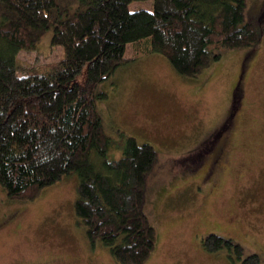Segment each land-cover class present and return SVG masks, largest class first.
Listing matches in <instances>:
<instances>
[{
	"label": "trees",
	"instance_id": "obj_1",
	"mask_svg": "<svg viewBox=\"0 0 264 264\" xmlns=\"http://www.w3.org/2000/svg\"><path fill=\"white\" fill-rule=\"evenodd\" d=\"M0 0V186L11 200H33L47 187L77 175L74 210L93 246L110 249L119 264H146L157 230L145 210L156 148L136 137H110L97 107L98 86L122 65L128 43L148 39L143 54L160 53L182 76L197 78L225 49L257 48L264 11L248 16L251 0H153V11H131L137 0ZM264 1V0H263ZM65 58L42 69L18 72L21 51L35 50L42 33ZM234 106L226 132L237 112ZM121 150L113 157L110 150ZM209 253L224 248L242 264V246L211 234Z\"/></svg>",
	"mask_w": 264,
	"mask_h": 264
},
{
	"label": "rangeland",
	"instance_id": "obj_2",
	"mask_svg": "<svg viewBox=\"0 0 264 264\" xmlns=\"http://www.w3.org/2000/svg\"><path fill=\"white\" fill-rule=\"evenodd\" d=\"M58 3L70 10L77 5ZM129 8L153 11L154 1ZM262 11L263 0L250 1V19ZM51 40L45 30L35 50L21 51L18 72H45L65 58ZM147 45L148 39L128 43L125 56L140 57L97 90L107 94L97 100L107 134L134 136L159 153L146 194L145 210L157 230L146 264H242L226 248L206 251L203 241L211 234L240 244L242 259L256 254L264 264V34L257 48L223 50L197 78L180 75L160 53L143 54ZM78 184L72 175L25 201L11 200L0 186V264H119L78 225Z\"/></svg>",
	"mask_w": 264,
	"mask_h": 264
},
{
	"label": "flooded vegetation",
	"instance_id": "obj_3",
	"mask_svg": "<svg viewBox=\"0 0 264 264\" xmlns=\"http://www.w3.org/2000/svg\"><path fill=\"white\" fill-rule=\"evenodd\" d=\"M235 116V115H234Z\"/></svg>",
	"mask_w": 264,
	"mask_h": 264
}]
</instances>
